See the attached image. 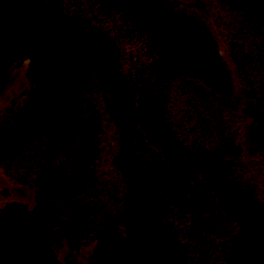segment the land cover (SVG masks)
<instances>
[{"label":"trees","instance_id":"trees-1","mask_svg":"<svg viewBox=\"0 0 264 264\" xmlns=\"http://www.w3.org/2000/svg\"><path fill=\"white\" fill-rule=\"evenodd\" d=\"M210 1L264 101V0ZM23 61L29 89L0 118V168L37 204L0 210V264H60L59 233L95 241L91 264H264V186L226 159L235 82L203 14L173 0H0V88ZM242 142L264 174V109ZM199 194L215 234L181 221Z\"/></svg>","mask_w":264,"mask_h":264},{"label":"rangeland","instance_id":"rangeland-1","mask_svg":"<svg viewBox=\"0 0 264 264\" xmlns=\"http://www.w3.org/2000/svg\"><path fill=\"white\" fill-rule=\"evenodd\" d=\"M180 6L203 14L211 23L213 31L219 42V47L222 56L227 62L233 79L235 82V93L232 98V103H226V118L229 120L234 134L231 143L233 149L228 154L227 160L229 163L237 168H244L254 178L256 182L264 186V174L259 165L249 157L244 149L243 140L246 129L249 127L254 119V116L264 109V101L250 86L241 73L239 67V60L236 54L231 51L229 45L226 43L224 37L219 34L215 23L214 14L216 12L214 5L210 0H173ZM136 54L139 49L135 46H129L127 52ZM28 63L26 61L15 65L8 73L6 80L0 88V118L5 113V110L12 103H19L22 100V95L29 89ZM228 105V106H227ZM103 155L101 161L100 171L105 173L109 170V155L112 150V130L107 123L104 124L102 133ZM187 192L195 194L192 188H186ZM8 202H17L24 206L27 210L35 208L37 201L33 189L27 185L14 182L1 168H0V210ZM190 209L181 217V221L195 220L197 225L206 234H215L220 225V217L213 204L202 194L194 195V199L190 202ZM120 233L126 237L124 228L119 229ZM95 241H91L78 248L73 247L65 235L57 234L54 242V249L57 259L60 264H91L92 255L95 251Z\"/></svg>","mask_w":264,"mask_h":264}]
</instances>
